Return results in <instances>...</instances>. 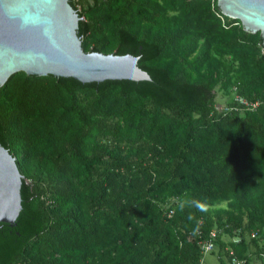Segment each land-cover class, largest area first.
<instances>
[{"label": "trees", "instance_id": "1", "mask_svg": "<svg viewBox=\"0 0 264 264\" xmlns=\"http://www.w3.org/2000/svg\"><path fill=\"white\" fill-rule=\"evenodd\" d=\"M69 2L83 51L138 56L152 78L18 71L0 85V143L32 185L0 222V264H203L207 239L219 264L229 249L264 264L259 32L216 0Z\"/></svg>", "mask_w": 264, "mask_h": 264}, {"label": "water", "instance_id": "2", "mask_svg": "<svg viewBox=\"0 0 264 264\" xmlns=\"http://www.w3.org/2000/svg\"><path fill=\"white\" fill-rule=\"evenodd\" d=\"M70 0H0V85L18 71L72 77L80 82L152 78L138 56L82 50L81 10ZM264 46V0H216ZM32 185L15 153L0 143V222L12 225Z\"/></svg>", "mask_w": 264, "mask_h": 264}, {"label": "built area", "instance_id": "3", "mask_svg": "<svg viewBox=\"0 0 264 264\" xmlns=\"http://www.w3.org/2000/svg\"><path fill=\"white\" fill-rule=\"evenodd\" d=\"M233 101H236L242 106L247 107V108H253L258 103L257 100L253 102H248L247 100H245L242 96L238 94H233ZM218 109L224 112L230 108L226 105H221L220 107L218 106ZM214 234H215V231L212 230L210 233L211 237L214 236ZM198 245H199V250L202 256L204 253L209 252L213 248V243L210 239H207L204 241L201 240L199 241ZM227 254H228V259H229L227 264H244V261L235 257L230 249L228 250ZM263 257H264V254H263Z\"/></svg>", "mask_w": 264, "mask_h": 264}, {"label": "rangeland", "instance_id": "4", "mask_svg": "<svg viewBox=\"0 0 264 264\" xmlns=\"http://www.w3.org/2000/svg\"><path fill=\"white\" fill-rule=\"evenodd\" d=\"M216 100L218 102V104H224L225 99L227 98L226 95L221 94L220 92H217L216 94ZM223 240H231V238L227 237V236H222ZM217 253H216V249L215 247L209 251L203 254L202 256V263L203 264H219L218 263V258H217ZM226 264V262H225ZM251 264H258L257 260L253 259V261L251 260Z\"/></svg>", "mask_w": 264, "mask_h": 264}, {"label": "clouds", "instance_id": "5", "mask_svg": "<svg viewBox=\"0 0 264 264\" xmlns=\"http://www.w3.org/2000/svg\"><path fill=\"white\" fill-rule=\"evenodd\" d=\"M186 203H193L200 211L206 212L208 210L204 204L197 201H181L180 208L183 209ZM189 219H191V217H189Z\"/></svg>", "mask_w": 264, "mask_h": 264}]
</instances>
